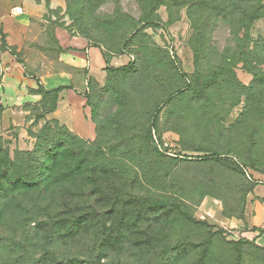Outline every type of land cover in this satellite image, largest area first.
<instances>
[{
    "label": "rangeland",
    "instance_id": "1",
    "mask_svg": "<svg viewBox=\"0 0 264 264\" xmlns=\"http://www.w3.org/2000/svg\"><path fill=\"white\" fill-rule=\"evenodd\" d=\"M50 15L58 33L106 53L83 94L96 137L71 141L60 122L47 126L53 119L15 128L0 117V144L16 163L45 142L40 174L49 178L34 212L37 194H21L3 214L0 204V228L33 237L65 192L93 188L89 171L99 165L139 200L129 215L124 204L114 216L104 206L83 234L88 247L107 244L106 264H264V227L241 222L248 195L264 185V0H61ZM154 203L172 213L139 210ZM59 246V261L88 255Z\"/></svg>",
    "mask_w": 264,
    "mask_h": 264
},
{
    "label": "crops",
    "instance_id": "2",
    "mask_svg": "<svg viewBox=\"0 0 264 264\" xmlns=\"http://www.w3.org/2000/svg\"><path fill=\"white\" fill-rule=\"evenodd\" d=\"M50 1L0 0V117L17 128L35 123L37 111L46 112L39 121L57 120L92 141L96 130L83 94L87 79L105 68L106 53L86 39L58 33L48 20L61 0ZM61 87L66 89L58 94L55 111H48L40 89L52 93ZM241 222L252 230L264 227V185L248 195ZM258 241L264 242V235Z\"/></svg>",
    "mask_w": 264,
    "mask_h": 264
},
{
    "label": "trees",
    "instance_id": "3",
    "mask_svg": "<svg viewBox=\"0 0 264 264\" xmlns=\"http://www.w3.org/2000/svg\"><path fill=\"white\" fill-rule=\"evenodd\" d=\"M13 53L16 55L15 52ZM64 89L66 88L61 87L52 91V93H47L42 88L40 89V92L44 94V103L48 111H55L58 94ZM51 94L54 96L53 100L56 101L53 108ZM49 104H51L50 108ZM45 114L46 112L38 114L36 116L37 120L44 118ZM51 123L52 125H60L57 120H53L52 122H47V126ZM65 131L70 136L73 135L71 141L81 139L70 133L66 128ZM53 135H56V133L52 129ZM40 146L45 150V142L39 141L32 153H21L20 156L22 158L20 161L22 162L16 163V161L10 158L9 150L0 144V154H3L5 157L0 158V204L4 203L2 207L0 205L2 214L6 210H10L11 202L16 197L21 196V194H37V203L32 206L33 212L36 210V206L39 209L44 204L41 202L42 199L39 190L49 178L46 179L47 176L45 174H40L47 171V169H44L46 167L44 161L47 156L45 158L40 157L43 155ZM47 151L52 152L51 158L48 157L50 160L52 159L50 162L52 164L58 163L55 150L52 149L51 151L49 149ZM48 155L50 156V153ZM81 155L78 154L77 157ZM83 163L84 159L79 162V165ZM59 176L57 175L56 178H59ZM89 177H91L93 188L79 195L65 192L61 201V210L53 215L47 216L50 218L47 221L36 223L32 230L33 237L30 233L25 237L24 234L20 236L18 233L21 232V229L13 228L12 226L6 225L3 227V230L0 228V246L2 247L0 250L4 257L2 264H49L50 259H52V264H106L101 249H105L107 244L102 242L98 246L95 244L92 247H88L85 245L87 240H85L83 234L101 223L105 217L103 211L104 206H108L110 208L109 212L114 216L115 212H117L118 205L124 204L127 207L128 204L137 203L139 200L132 195L117 190V187L111 186L114 178L109 169L103 170L102 167L96 165L94 169L89 171ZM68 179L69 174L62 176L63 181ZM129 196L133 198V201L131 198H128ZM133 209L127 207L125 209L126 214L129 215ZM139 210L144 216H149L150 213H157L158 211L166 212V214L172 213L170 210L167 211V206L161 203H154L151 208L140 207ZM19 223L22 224V222ZM120 242L121 240L118 239L112 240L111 244L118 245ZM59 245H65L67 247H74L76 245V248H86L85 252L88 255L86 257H74L71 260L59 261L54 250L60 247ZM39 247L41 251H39ZM51 248L52 252H48ZM45 249L48 250L45 251Z\"/></svg>",
    "mask_w": 264,
    "mask_h": 264
},
{
    "label": "built area",
    "instance_id": "4",
    "mask_svg": "<svg viewBox=\"0 0 264 264\" xmlns=\"http://www.w3.org/2000/svg\"><path fill=\"white\" fill-rule=\"evenodd\" d=\"M18 12H21L22 10L21 9H17Z\"/></svg>",
    "mask_w": 264,
    "mask_h": 264
}]
</instances>
